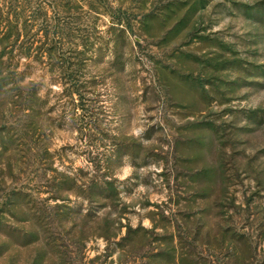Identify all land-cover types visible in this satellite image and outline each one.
Returning a JSON list of instances; mask_svg holds the SVG:
<instances>
[{
    "label": "rangeland",
    "instance_id": "obj_1",
    "mask_svg": "<svg viewBox=\"0 0 264 264\" xmlns=\"http://www.w3.org/2000/svg\"><path fill=\"white\" fill-rule=\"evenodd\" d=\"M88 4L0 0V264H109L136 230L118 264H150L183 220L202 264H264V0Z\"/></svg>",
    "mask_w": 264,
    "mask_h": 264
},
{
    "label": "trees",
    "instance_id": "obj_2",
    "mask_svg": "<svg viewBox=\"0 0 264 264\" xmlns=\"http://www.w3.org/2000/svg\"><path fill=\"white\" fill-rule=\"evenodd\" d=\"M84 1V0H81ZM88 1V9H89V13H95V14H100L99 11L100 10H106L107 11V0H86ZM79 6V5H78ZM49 7H51L53 10L56 7V4H54L53 2H51L49 4ZM111 7H109V12L111 11ZM69 12V11H68ZM122 14L125 15V12H122ZM60 17L58 18V25L55 24H51V19L48 18L47 16H45V20H43V26L45 28V31L47 33H51L52 38L50 39V45L47 48V51L49 52V57L51 56L52 51H54L55 47L57 46V44H59V36L60 34H58V30H60L61 23H60ZM119 24L121 25L122 20L118 19ZM127 30H132L130 23L127 22ZM126 29V28H125ZM125 29H122L123 31H125ZM55 35V36H54ZM6 38H1L0 39V47L3 45V43H5ZM16 41H18L16 39ZM5 49V48H4ZM3 49V50H4ZM3 52L0 53V70L4 67V69H6V71L9 69L8 66H5V63L2 60V54ZM78 74H75L74 76H72L70 78V80L68 81L69 83L71 81H73L74 83H72L75 87L77 88V92L79 91V96H82V94L85 92V88L87 83V80H85V82H81L78 79ZM0 84H2V82L0 81ZM18 87L21 85H17ZM17 89V88H15ZM29 100L28 102L32 105L30 106V110L32 111V108H34L35 102H34V96L33 95H29L28 96ZM67 193H70V190L67 191ZM70 213V212H69ZM67 214H64V216H66ZM191 223L187 220H183V222H177L175 225L176 228V232H177V244H175L174 239L175 236L170 235V238L163 240V242H161L160 247H156L154 248V253L151 255V257L149 258L151 260L150 264H202V262H200L199 255L200 253L197 251V249L201 246V236H202V231H201V227L202 229L204 228V225L198 224V229H192L191 227ZM200 228V230H199ZM156 229V228H155ZM158 229V228H157ZM185 231V232H184ZM187 232V233H186ZM130 235L126 234L125 236L121 237L119 242H116L115 244V249L109 253V255H107L108 258L112 257V253L114 251H116L115 253L117 254V259L116 261H114L113 259L110 260L109 264H118V262H121L123 257H126V255L128 253H130L132 250H136L138 247L136 244H138V241H136L135 237L138 235L137 230L133 233H129ZM132 236H134V239L132 238ZM191 236V238H190ZM204 237H209V232L205 234ZM190 238V239H189ZM216 238V237H215ZM214 238V239H215ZM38 243V242H37ZM120 243V244H119ZM185 244H187V246L185 247ZM237 243V241H236ZM119 246H118V245ZM45 246V245H44ZM187 247H191L192 250H188L185 252V248ZM41 249H43V247H40ZM44 250V249H43ZM45 251V250H44ZM41 258L37 257L33 264H43L44 262V256L42 257L41 254H38ZM96 259H100V257H96ZM56 261H53V264ZM117 262V263H116Z\"/></svg>",
    "mask_w": 264,
    "mask_h": 264
}]
</instances>
